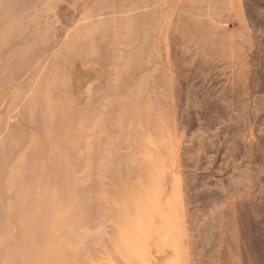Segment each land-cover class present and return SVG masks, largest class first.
<instances>
[{
	"label": "rangeland",
	"instance_id": "1",
	"mask_svg": "<svg viewBox=\"0 0 264 264\" xmlns=\"http://www.w3.org/2000/svg\"><path fill=\"white\" fill-rule=\"evenodd\" d=\"M0 264H264V0H0Z\"/></svg>",
	"mask_w": 264,
	"mask_h": 264
},
{
	"label": "bare ground",
	"instance_id": "2",
	"mask_svg": "<svg viewBox=\"0 0 264 264\" xmlns=\"http://www.w3.org/2000/svg\"><path fill=\"white\" fill-rule=\"evenodd\" d=\"M58 93H59V92H58ZM61 95H62V94H61ZM59 111H60V110H59ZM59 114H60V113H59ZM59 114H58V115H59ZM78 141H79V140H78ZM21 211H22V210H21Z\"/></svg>",
	"mask_w": 264,
	"mask_h": 264
}]
</instances>
